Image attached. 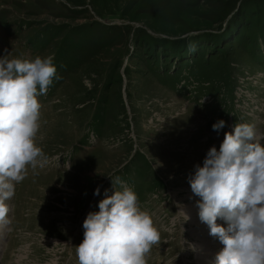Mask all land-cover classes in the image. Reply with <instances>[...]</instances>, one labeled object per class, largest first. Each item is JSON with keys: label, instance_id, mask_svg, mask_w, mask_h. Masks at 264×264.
Segmentation results:
<instances>
[{"label": "rangeland", "instance_id": "rangeland-1", "mask_svg": "<svg viewBox=\"0 0 264 264\" xmlns=\"http://www.w3.org/2000/svg\"><path fill=\"white\" fill-rule=\"evenodd\" d=\"M3 55L51 56L60 78L37 97L46 161L13 182L0 264H78L82 221L116 177L160 234L146 264H213L223 245L186 177L219 149L217 120L264 138V0H0Z\"/></svg>", "mask_w": 264, "mask_h": 264}, {"label": "clouds", "instance_id": "clouds-1", "mask_svg": "<svg viewBox=\"0 0 264 264\" xmlns=\"http://www.w3.org/2000/svg\"><path fill=\"white\" fill-rule=\"evenodd\" d=\"M0 56V224L8 223L15 183L27 167L46 157L37 146L41 105L59 79L51 56L5 59ZM225 121L211 125L219 133ZM111 179V178H110ZM196 201L198 218L223 247L213 264H264V138L249 123H235L224 132L219 149L210 146L202 165L194 164L186 177ZM113 191L82 221L83 239L75 246L78 264H146V254L160 240L148 212L138 205L137 194L116 177ZM114 184L122 185L115 190ZM100 194V186L93 195ZM184 221L189 217L184 214ZM220 219L226 226L216 221Z\"/></svg>", "mask_w": 264, "mask_h": 264}, {"label": "trees", "instance_id": "trees-1", "mask_svg": "<svg viewBox=\"0 0 264 264\" xmlns=\"http://www.w3.org/2000/svg\"><path fill=\"white\" fill-rule=\"evenodd\" d=\"M223 63H225V62H223ZM215 68L218 70L217 72H215V74L217 73L220 77L226 78V73H224L225 69H227L226 64H221L219 67L215 66ZM98 120H101L100 115L95 116V121H98Z\"/></svg>", "mask_w": 264, "mask_h": 264}, {"label": "bare ground", "instance_id": "bare-ground-1", "mask_svg": "<svg viewBox=\"0 0 264 264\" xmlns=\"http://www.w3.org/2000/svg\"><path fill=\"white\" fill-rule=\"evenodd\" d=\"M196 212H197V210H195ZM190 215H191V213H190ZM218 222V221H217ZM221 224V223H220ZM4 225V224H3ZM1 228V227H0ZM3 229V228H2Z\"/></svg>", "mask_w": 264, "mask_h": 264}, {"label": "water", "instance_id": "water-1", "mask_svg": "<svg viewBox=\"0 0 264 264\" xmlns=\"http://www.w3.org/2000/svg\"><path fill=\"white\" fill-rule=\"evenodd\" d=\"M171 40V39H170Z\"/></svg>", "mask_w": 264, "mask_h": 264}]
</instances>
